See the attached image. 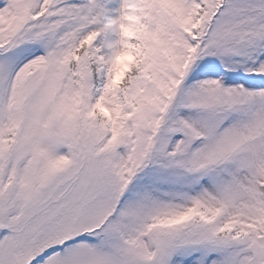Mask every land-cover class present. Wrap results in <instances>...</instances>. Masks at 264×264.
I'll return each mask as SVG.
<instances>
[{
    "label": "snow or ice",
    "instance_id": "6c2138e0",
    "mask_svg": "<svg viewBox=\"0 0 264 264\" xmlns=\"http://www.w3.org/2000/svg\"><path fill=\"white\" fill-rule=\"evenodd\" d=\"M0 264H264V0H0Z\"/></svg>",
    "mask_w": 264,
    "mask_h": 264
}]
</instances>
